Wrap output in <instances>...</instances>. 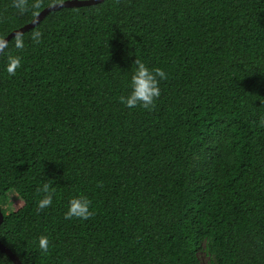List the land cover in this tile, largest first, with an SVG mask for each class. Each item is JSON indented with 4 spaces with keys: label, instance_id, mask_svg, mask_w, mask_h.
Listing matches in <instances>:
<instances>
[{
    "label": "trees",
    "instance_id": "obj_1",
    "mask_svg": "<svg viewBox=\"0 0 264 264\" xmlns=\"http://www.w3.org/2000/svg\"><path fill=\"white\" fill-rule=\"evenodd\" d=\"M58 2L0 0V37ZM22 34L0 52V240L23 264H264V0H104ZM136 57L166 73L150 109L118 99ZM76 195L87 220L65 219Z\"/></svg>",
    "mask_w": 264,
    "mask_h": 264
},
{
    "label": "clouds",
    "instance_id": "obj_2",
    "mask_svg": "<svg viewBox=\"0 0 264 264\" xmlns=\"http://www.w3.org/2000/svg\"><path fill=\"white\" fill-rule=\"evenodd\" d=\"M62 3V0H60ZM13 7L19 14L23 15L29 10L35 15L36 11L42 6V0H12ZM43 33L37 29L31 33L33 43H39ZM14 48L23 50L25 48V38L22 33H17L14 40ZM9 43L6 38L0 37V52L8 49ZM22 67V56L19 54L7 55L4 70L9 76H15L19 68ZM166 73L162 68L149 67L144 61L135 58L131 74L127 82L129 91L126 95L119 96V102L125 107L132 109L142 107L150 109L154 106L155 101L161 95L160 82L165 80ZM43 193L42 197L37 201V212L49 208L53 204V197L56 189L49 182H42L37 189ZM91 200L84 195L73 196L67 205V211L64 213L65 219L73 217L87 220L93 213L91 211ZM38 247L42 253H47L50 247V238L46 234H42L38 238Z\"/></svg>",
    "mask_w": 264,
    "mask_h": 264
},
{
    "label": "water",
    "instance_id": "obj_3",
    "mask_svg": "<svg viewBox=\"0 0 264 264\" xmlns=\"http://www.w3.org/2000/svg\"><path fill=\"white\" fill-rule=\"evenodd\" d=\"M104 0H66L55 4H51L49 6H47L46 8H44L39 14L38 16L33 19L30 23L13 30L7 37H5L7 39V41L9 42V40L16 36L17 33H23L28 31L29 29L35 27L48 13H50L51 11L54 10H59L62 7H75V6H86V5H94L97 3H100ZM4 221V213L2 211V206L0 203V224ZM0 249L5 252L13 261L15 264H23L19 258L18 255H16L10 248L6 247L2 241L0 240Z\"/></svg>",
    "mask_w": 264,
    "mask_h": 264
},
{
    "label": "rangeland",
    "instance_id": "obj_4",
    "mask_svg": "<svg viewBox=\"0 0 264 264\" xmlns=\"http://www.w3.org/2000/svg\"><path fill=\"white\" fill-rule=\"evenodd\" d=\"M23 204H24L23 199L20 198L14 191H10L8 193V198L4 205V208L7 211H16L20 207H22ZM199 257L202 264H209L210 257L203 249H199Z\"/></svg>",
    "mask_w": 264,
    "mask_h": 264
}]
</instances>
